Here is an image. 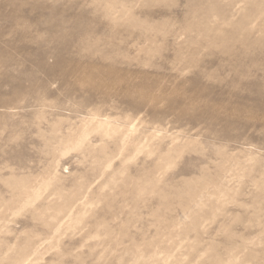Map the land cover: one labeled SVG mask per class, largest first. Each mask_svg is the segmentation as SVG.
I'll return each instance as SVG.
<instances>
[{
  "label": "rangeland",
  "instance_id": "rangeland-1",
  "mask_svg": "<svg viewBox=\"0 0 264 264\" xmlns=\"http://www.w3.org/2000/svg\"><path fill=\"white\" fill-rule=\"evenodd\" d=\"M0 264H264V0H0Z\"/></svg>",
  "mask_w": 264,
  "mask_h": 264
}]
</instances>
